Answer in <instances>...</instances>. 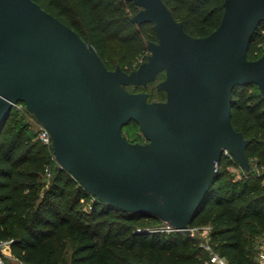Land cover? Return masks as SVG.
I'll return each mask as SVG.
<instances>
[{"label": "water", "instance_id": "95a60500", "mask_svg": "<svg viewBox=\"0 0 264 264\" xmlns=\"http://www.w3.org/2000/svg\"><path fill=\"white\" fill-rule=\"evenodd\" d=\"M131 20L157 41L137 68L109 69L95 48L34 0H0V123L18 104L45 128L57 168L96 201L148 214L189 234V224L227 153L250 169V142L231 122L232 93L264 96V52H247L264 22V0H223L215 30L194 37L163 0H126ZM155 84L163 101H149ZM135 122L145 142L123 127Z\"/></svg>", "mask_w": 264, "mask_h": 264}, {"label": "trees", "instance_id": "16d2710c", "mask_svg": "<svg viewBox=\"0 0 264 264\" xmlns=\"http://www.w3.org/2000/svg\"><path fill=\"white\" fill-rule=\"evenodd\" d=\"M34 1L90 43L108 68L110 61L118 60L130 72L146 60L147 43L157 41L152 24L131 20L138 8L130 1ZM163 1L194 37L215 30L223 13V0ZM262 30L264 22L250 43L249 60L264 52ZM156 94V101L165 99L164 92L156 89ZM19 112L33 118L18 104L0 123V241H10V253L18 263L198 264L206 260L209 252L200 246V236L161 231L165 224L153 215L130 214L96 201L67 171L57 168L51 147L36 139V127ZM231 122L250 140L246 155L251 167L240 169L236 177L229 167L238 164L224 155L189 228L210 227V247L227 264H259L257 243L264 235V96L256 85L234 88ZM122 131L131 142L143 140L133 121ZM66 243L71 250L67 262Z\"/></svg>", "mask_w": 264, "mask_h": 264}, {"label": "built area", "instance_id": "2783aa9c", "mask_svg": "<svg viewBox=\"0 0 264 264\" xmlns=\"http://www.w3.org/2000/svg\"><path fill=\"white\" fill-rule=\"evenodd\" d=\"M36 139H38L42 144L46 146L51 147V137L49 132L43 128L42 126L39 125V128L37 129V135ZM227 154V153H226ZM228 155V154H227ZM52 159L55 161L54 155L52 153ZM49 172H47V177L49 176ZM165 224V223H164ZM161 231L165 232H172V231H177L167 224L162 227ZM209 233H210V227H202L200 229L198 228H189V234L192 237L197 236V234L200 235L201 241H200V246L209 252V259L208 261H204L203 263H198V264H227L225 259L221 258L218 254L214 253L210 247L209 244ZM9 242H2L0 241V264H16L14 263L11 259L7 258L4 254V251L6 249H9ZM257 260L259 264H264V239L262 240V243L258 249L257 253Z\"/></svg>", "mask_w": 264, "mask_h": 264}, {"label": "rangeland", "instance_id": "374dc122", "mask_svg": "<svg viewBox=\"0 0 264 264\" xmlns=\"http://www.w3.org/2000/svg\"><path fill=\"white\" fill-rule=\"evenodd\" d=\"M261 33L263 34V33H264V30H262ZM118 64H120L118 60H113V61H110V62H109L108 66H109L110 69H114V68L116 67V65H118ZM162 78H163V76L158 77L157 81H160ZM157 81H156V82H157ZM156 82L149 84V87L147 86L148 88H144V89H142V88L139 87V88H137V89L134 90L131 86H130V87H127V89H128L129 91H135V92L145 91V92H147V93L149 94V101H156V100L158 99V98H157V94H156V89H155V83H156ZM19 113H20L19 115H24L22 112H19ZM24 117H25V119H26L27 121H29L33 126H35L36 129L39 128V125L36 123V121H35L33 118L29 117L28 115H24ZM225 155L228 156L227 154H225ZM240 169H241V168H240L239 166H238V167H236V166H230V167H229V171H230L232 174L236 175V177L239 175V173H240ZM241 170H242V169H241ZM160 227H162V226H160ZM197 236H200V235L197 234ZM263 239H264V235L261 236V237H259V239H258V243H257V250L259 249V247H260V245H261ZM205 251H206V250H205ZM0 252H1V251H0ZM70 252H71V250H70V246H69V244L66 243V249H65L66 262H67L68 259H69ZM206 252H207V251H206ZM205 258H206L205 261H208V259H209V254H208V253H205Z\"/></svg>", "mask_w": 264, "mask_h": 264}, {"label": "crops", "instance_id": "0c3cea01", "mask_svg": "<svg viewBox=\"0 0 264 264\" xmlns=\"http://www.w3.org/2000/svg\"><path fill=\"white\" fill-rule=\"evenodd\" d=\"M4 254H5V256H6L7 258L11 259L14 263H16V264H20V263H18V262L15 260V258L11 255L9 249H6V250L4 251Z\"/></svg>", "mask_w": 264, "mask_h": 264}, {"label": "flooded vegetation", "instance_id": "af4514ba", "mask_svg": "<svg viewBox=\"0 0 264 264\" xmlns=\"http://www.w3.org/2000/svg\"><path fill=\"white\" fill-rule=\"evenodd\" d=\"M163 78H164V75H163ZM163 78H162V79H163ZM157 79H158V78H157ZM162 79H161V80H162ZM157 82H158V81H157ZM157 82H156V83H157ZM156 83H155V84H156ZM161 92H162V91H161ZM164 100H165V99H164ZM161 101H163V100H161ZM141 142H145V139L143 138V140H142Z\"/></svg>", "mask_w": 264, "mask_h": 264}]
</instances>
